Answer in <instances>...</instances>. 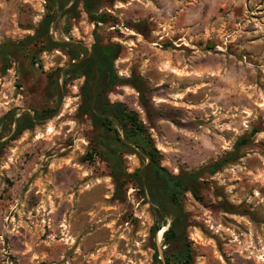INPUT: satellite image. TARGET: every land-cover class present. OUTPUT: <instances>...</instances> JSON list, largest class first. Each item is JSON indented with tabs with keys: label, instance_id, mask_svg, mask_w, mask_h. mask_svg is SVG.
Segmentation results:
<instances>
[{
	"label": "rangeland",
	"instance_id": "374dc122",
	"mask_svg": "<svg viewBox=\"0 0 264 264\" xmlns=\"http://www.w3.org/2000/svg\"><path fill=\"white\" fill-rule=\"evenodd\" d=\"M47 9L0 0V45L32 35ZM78 11H58L50 35L89 48L96 32L119 46L114 70L140 77L143 96L123 81L108 99L137 113L162 166L194 172L232 154L202 174L200 198L183 199L193 264H264V0H109L97 26ZM38 49L14 50L6 69L0 61V117L54 104L47 74L70 57ZM82 80L65 85L55 116L4 146L0 264H152L161 253L150 203L131 183L115 198L105 162L87 158L94 131L78 110ZM123 158L128 172L140 165Z\"/></svg>",
	"mask_w": 264,
	"mask_h": 264
},
{
	"label": "trees",
	"instance_id": "16d2710c",
	"mask_svg": "<svg viewBox=\"0 0 264 264\" xmlns=\"http://www.w3.org/2000/svg\"><path fill=\"white\" fill-rule=\"evenodd\" d=\"M47 12L37 29L30 36L18 43L0 45V61L3 68L11 65L14 50H24L26 46L38 47L39 50L58 48L70 57L66 67H59L47 74L50 100L54 103L40 110L32 109L16 113L7 111L0 117V157L5 144L15 139L24 130L32 128L58 113L64 96L65 85L74 79L82 78L80 86V114L88 117L94 131L91 150L86 153L88 159L99 156L108 168V175L115 185V198L125 184L135 185L140 197L153 208L154 224L150 228L153 238L155 233L162 234V250L159 254L154 248L152 264H193L191 242L186 236L187 214L183 208L186 193L197 195L199 179L203 173L208 175L218 171L222 164L232 157L212 162L198 171L173 174L161 165V153L144 123L136 112L128 110L121 102H111L108 93L113 86L125 81L131 84L139 96H143V80L131 75L121 78L114 70V60L118 55L117 44H102L96 32L93 43L86 48L80 43L53 40L49 31L58 11L62 15H79L78 6L90 21L97 26L106 20V12L101 11L103 3L109 0H45ZM35 51V52H36ZM32 63L36 59L32 54ZM4 134L7 136L3 139ZM245 139H242L244 141ZM135 154L140 165L128 172L123 155Z\"/></svg>",
	"mask_w": 264,
	"mask_h": 264
},
{
	"label": "bare ground",
	"instance_id": "6f19581e",
	"mask_svg": "<svg viewBox=\"0 0 264 264\" xmlns=\"http://www.w3.org/2000/svg\"><path fill=\"white\" fill-rule=\"evenodd\" d=\"M161 232V231H160ZM161 233H159V235H160Z\"/></svg>",
	"mask_w": 264,
	"mask_h": 264
}]
</instances>
